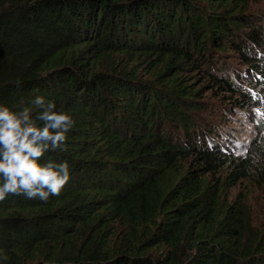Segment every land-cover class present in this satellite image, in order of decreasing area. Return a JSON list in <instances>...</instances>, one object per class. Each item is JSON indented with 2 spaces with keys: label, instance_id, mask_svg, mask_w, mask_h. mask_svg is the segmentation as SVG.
Instances as JSON below:
<instances>
[{
  "label": "trees",
  "instance_id": "obj_1",
  "mask_svg": "<svg viewBox=\"0 0 264 264\" xmlns=\"http://www.w3.org/2000/svg\"><path fill=\"white\" fill-rule=\"evenodd\" d=\"M250 1L0 0V104L37 127L49 102L75 121L39 158L67 163L60 194L0 201V264H264V224L225 190L264 173L261 153L235 154L224 119L200 123L210 108L179 75L202 59L233 108L262 104L264 12ZM219 52L236 74L218 71ZM153 55L155 81L122 62Z\"/></svg>",
  "mask_w": 264,
  "mask_h": 264
},
{
  "label": "rangeland",
  "instance_id": "obj_2",
  "mask_svg": "<svg viewBox=\"0 0 264 264\" xmlns=\"http://www.w3.org/2000/svg\"><path fill=\"white\" fill-rule=\"evenodd\" d=\"M249 9L254 11L264 12V0H251L249 4ZM264 14V13H263ZM234 54H228L219 52V57L217 63L218 71L225 73L236 74L242 66L236 58L232 57ZM121 57L118 58V60ZM126 65L127 70L137 74L142 81L153 80L154 75L162 72L164 69L162 65L157 64L159 61L155 55L145 58L142 57L138 61L132 62L128 57L124 58L122 61ZM201 62V63H199ZM110 61H103L102 65L108 67ZM195 65L187 64L183 69H181V76L183 85H188L190 90H199V93L195 97L196 101L207 102L206 108L210 110H203L206 114L204 118H199V122L203 124L204 121L212 120L213 124L223 120L224 124L227 125L234 135H237L242 143L241 147L233 149L235 154L247 153L252 151L254 154L256 151L260 154V159L258 163L259 166L264 164V151L260 152L258 147L264 149V128L258 127L257 124L253 122V114H247L248 111L256 110V115L258 116V122H264V101L261 105L252 106L248 104L246 106L237 104L234 108L230 101L234 100L236 94L229 91H225L219 87H213L212 81H209L207 77V68H213L212 64H207L206 61L200 59L195 62ZM222 69V70H221ZM174 72L166 75L162 80L167 79ZM155 81V80H153ZM226 95L225 97H223ZM231 112L233 114H231ZM228 114V115H227ZM229 116L230 120L226 124L225 118ZM220 123V122H219ZM261 144V145H260ZM256 154V153H255ZM255 168V167H254ZM224 172L223 174H225ZM215 176L223 178L220 172L214 173ZM213 174V176H214ZM264 173H258V176L249 175L248 177L240 178L237 184H230L232 181L227 180L225 190L228 192V196L231 198L242 196L243 199L248 201L251 214L253 216V221L255 226H262L264 224ZM226 180V179H225ZM224 180V181H225Z\"/></svg>",
  "mask_w": 264,
  "mask_h": 264
},
{
  "label": "clouds",
  "instance_id": "obj_3",
  "mask_svg": "<svg viewBox=\"0 0 264 264\" xmlns=\"http://www.w3.org/2000/svg\"><path fill=\"white\" fill-rule=\"evenodd\" d=\"M34 103L43 106L44 97H37ZM53 108L54 102H49L39 117L46 123L37 127L34 123H26L29 108L18 116L10 107L0 104V152L3 155L0 174L6 178L0 184V201L10 193H26L28 197L39 194L41 200L47 201L50 194L58 196L69 181L66 162L58 166L39 162L48 142L58 146L67 139L66 132L75 123L69 113L52 111Z\"/></svg>",
  "mask_w": 264,
  "mask_h": 264
}]
</instances>
